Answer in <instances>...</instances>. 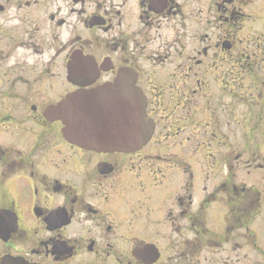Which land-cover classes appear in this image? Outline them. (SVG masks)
Wrapping results in <instances>:
<instances>
[{
  "label": "flooded vegetation",
  "instance_id": "obj_1",
  "mask_svg": "<svg viewBox=\"0 0 264 264\" xmlns=\"http://www.w3.org/2000/svg\"><path fill=\"white\" fill-rule=\"evenodd\" d=\"M262 65L264 0H0V211L16 224L0 259L264 264ZM121 72L145 98L148 145L97 154L57 138L43 114L82 90L70 80L93 89ZM205 146L210 190L194 203L190 174L164 231H136L135 184Z\"/></svg>",
  "mask_w": 264,
  "mask_h": 264
},
{
  "label": "water",
  "instance_id": "obj_2",
  "mask_svg": "<svg viewBox=\"0 0 264 264\" xmlns=\"http://www.w3.org/2000/svg\"><path fill=\"white\" fill-rule=\"evenodd\" d=\"M70 82L84 88L93 80ZM134 83L120 75L114 84L76 91L49 107L44 117L49 122L60 121L63 138L82 149L137 152L150 140L153 125L146 120L144 98ZM0 239H7L1 231Z\"/></svg>",
  "mask_w": 264,
  "mask_h": 264
},
{
  "label": "rangeland",
  "instance_id": "obj_3",
  "mask_svg": "<svg viewBox=\"0 0 264 264\" xmlns=\"http://www.w3.org/2000/svg\"><path fill=\"white\" fill-rule=\"evenodd\" d=\"M264 69V65H262ZM61 125H55V135L60 138ZM12 152V151H10ZM143 152H146L145 150ZM203 159L206 161L204 162ZM210 155L208 147L200 148L198 154L190 159L183 160L184 164L190 169L192 176V200L194 203L199 202L204 195L203 188L210 190V180H207L206 172L209 169ZM155 168L156 175L153 177L146 173V179L141 185L135 184L131 194V204L133 211V221L135 230H141L146 226L150 231L156 230L159 233L164 231L162 226L164 213L168 208H175L176 196L180 193L187 175L179 167H170L159 164L152 165ZM209 172V171H208ZM223 202L213 204L208 211L209 228L217 230L222 226V217L225 213ZM146 233V231H145Z\"/></svg>",
  "mask_w": 264,
  "mask_h": 264
}]
</instances>
